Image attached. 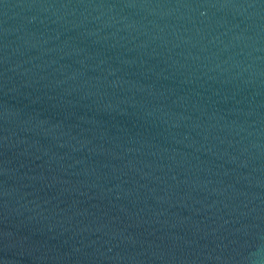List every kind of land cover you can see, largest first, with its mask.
I'll list each match as a JSON object with an SVG mask.
<instances>
[{"label": "water", "instance_id": "95a60500", "mask_svg": "<svg viewBox=\"0 0 264 264\" xmlns=\"http://www.w3.org/2000/svg\"><path fill=\"white\" fill-rule=\"evenodd\" d=\"M0 264H264V0H0Z\"/></svg>", "mask_w": 264, "mask_h": 264}]
</instances>
